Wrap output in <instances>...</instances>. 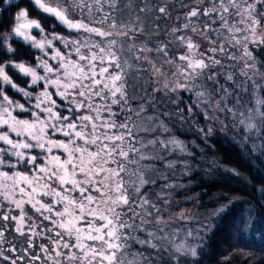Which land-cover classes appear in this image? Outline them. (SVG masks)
<instances>
[{"label": "snow or ice", "instance_id": "snow-or-ice-1", "mask_svg": "<svg viewBox=\"0 0 264 264\" xmlns=\"http://www.w3.org/2000/svg\"><path fill=\"white\" fill-rule=\"evenodd\" d=\"M14 44L37 53L34 66L14 58ZM260 52L264 0H0V264H151L133 244L167 253L171 264H201L237 201L224 196L203 218L171 211L168 189L185 187L172 177L190 175L197 156L167 135L165 118L198 124L202 115L207 127L197 130L208 144L251 86L254 102L233 120L241 133L233 143L242 159L264 155ZM10 70L29 77L27 87ZM159 93H187L188 117L183 108L160 111ZM209 164L208 174L221 168L251 184L235 167ZM256 190L264 206V186ZM258 220L251 204L233 216L235 247L255 244L240 225L258 232Z\"/></svg>", "mask_w": 264, "mask_h": 264}, {"label": "trees", "instance_id": "trees-1", "mask_svg": "<svg viewBox=\"0 0 264 264\" xmlns=\"http://www.w3.org/2000/svg\"><path fill=\"white\" fill-rule=\"evenodd\" d=\"M22 6H27V0H22ZM174 7L178 8L179 5L177 4ZM13 11L14 9L10 8L6 15L10 16ZM175 15L176 12L174 11L173 18H175ZM165 23H168L169 26L171 24V22L162 21L161 27L164 28ZM57 30L61 31L59 28ZM13 46L17 48L15 59L31 61L34 66V56L37 53L22 44H14ZM255 55H257L258 59H264V52L255 53ZM10 75L14 76V79L21 87H27L29 77H24L15 70H10ZM36 90L39 91V89ZM9 95L13 99H19L23 102V98L19 93L13 94L12 90H9ZM224 133L223 135L215 132L214 136L210 138L209 143L205 144L201 140L200 135L194 130L190 132H185L184 130L175 132V136L185 141L190 150L196 154L197 159L192 162L190 175H181L180 169L176 172L180 175L178 182L184 184L185 187L168 189L171 193V201L175 205L174 209L176 211L190 206L194 201H198L200 206L194 214H199L203 218V216L211 213L221 204L227 203L223 199L224 196H227L228 199L236 200L237 203L233 208L232 215L218 222V229L216 230V235L213 237L212 248L210 250L205 249L206 252L210 251V255L202 259L201 264H264V246L237 249L234 246V240L230 236L233 216L242 210L246 211V206L249 204L256 209L259 215V220L256 221L259 231L264 232V206H261L258 202L260 197L256 190L258 187L264 186V155L258 154L250 156L248 159H242L240 151H238L237 146L233 143V139H241L239 130L233 128L230 121V123H227V130ZM193 141L199 147H195L192 143ZM213 159L225 167L232 166L239 169L242 174L251 179V184H246L235 176L225 173L221 168L212 170L211 174H208L211 169L209 161ZM172 178L175 179L174 177ZM161 183L163 182L161 181ZM160 184L154 189H149L152 192L153 199H155V192L159 190ZM26 210L29 212V215H32L30 208H26ZM14 214L18 215L19 213ZM176 225L182 226L180 223ZM176 225L172 227L175 228ZM195 226L194 222L187 225V227L192 228H195ZM245 226L249 227L247 224L240 225L242 231ZM249 231L251 233L255 232L250 227ZM13 235L15 233H10L9 239ZM229 245H233V247H229ZM132 250L145 251L151 258V264H171L167 253L161 254L162 258H160L152 250L141 249L139 245L135 244H133ZM224 257H229V259L224 261L222 259Z\"/></svg>", "mask_w": 264, "mask_h": 264}, {"label": "rangeland", "instance_id": "rangeland-1", "mask_svg": "<svg viewBox=\"0 0 264 264\" xmlns=\"http://www.w3.org/2000/svg\"><path fill=\"white\" fill-rule=\"evenodd\" d=\"M180 22L182 23L183 20L181 19ZM161 28L163 29V27H161ZM189 35H191V32H189ZM197 39H199V37H197ZM200 42L202 44L204 43L203 41H200ZM261 82L264 83V80H262ZM140 84L142 85L143 81H141ZM142 94H143L142 88H137L134 91L130 89V96L135 97V103H137V104L140 102V97H141ZM178 96H179V99H178L177 103L176 104L171 103V100L169 99V97L171 99H177ZM240 98H241V103L239 105H230V106H234L235 107L237 115L235 117L229 116L228 120L226 121V124L230 123V121L233 123V120L238 122L239 119H241L240 112H243L244 115L247 116V114H248L247 113V107L252 106L253 102H254V98L252 96L251 86H249V91H248L247 94L241 93ZM233 99H235V98H233ZM158 100L160 101V105H159L160 111H165L166 110V111L174 114L177 111L178 108H183V109H185V111H184L185 117H188V113H187V110H186L187 109V104L189 103L188 94L187 93H180V94H178V93H169L168 96H164L163 93H159L158 94ZM181 101H183V102H181ZM217 115H219L222 120L224 119V115L223 114L217 113ZM194 119L196 121H198L199 123L198 124H194L192 117H188V119H186L185 121H181L179 119V117L175 116V115H172V117L170 119L165 118L166 123L168 124V126L171 129V132L168 133L167 135H175V132L179 131V130H184L185 132H190V131L194 130V131H196L199 134L197 129L199 127H207V124L205 123L202 115H197V116L194 117ZM215 127H216V132H218L219 134H223V135L225 134L224 133L225 131H221L220 130V125L219 124H217ZM179 155L180 154H178V153L174 154L171 157V159H176L177 156H179ZM159 167L161 168V171H163V172H165V174H167V170L164 169L162 163L159 165ZM178 170L179 169H177L176 172H178ZM174 178H175L174 180L177 183H179L178 180L180 178V175H178V173L175 174ZM199 206H200L199 202L198 201H194L190 206L183 207V208H181V209L176 211L174 209L175 205L172 204L171 211L179 213L180 211L183 210V211L191 212V213L194 214ZM174 225H176V224H174ZM177 227H180V226L176 225L175 228H177ZM243 232H244V235H245L246 239L255 241V244H253L251 247L255 248V247H258V246L261 245L260 244V234L262 233L261 231H258V232L255 231V232L251 233L249 231V227L245 226ZM181 239H182V237L178 236L177 239H176V242L179 243ZM235 248L239 249V247H235Z\"/></svg>", "mask_w": 264, "mask_h": 264}, {"label": "water", "instance_id": "water-1", "mask_svg": "<svg viewBox=\"0 0 264 264\" xmlns=\"http://www.w3.org/2000/svg\"><path fill=\"white\" fill-rule=\"evenodd\" d=\"M20 0H18V2H19Z\"/></svg>", "mask_w": 264, "mask_h": 264}]
</instances>
